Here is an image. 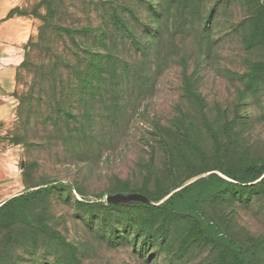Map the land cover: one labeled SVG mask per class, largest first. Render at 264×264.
Returning <instances> with one entry per match:
<instances>
[{
  "label": "rangeland",
  "instance_id": "obj_1",
  "mask_svg": "<svg viewBox=\"0 0 264 264\" xmlns=\"http://www.w3.org/2000/svg\"><path fill=\"white\" fill-rule=\"evenodd\" d=\"M11 1L30 31L14 72L15 113L0 125V160L13 174L0 184H9L4 199L52 187L26 208L27 222L0 226V264H230L229 239L264 264V184L240 183L251 181L248 166H264V0H159L151 62L126 72L122 93L104 98L110 110L96 102L102 111L89 140L74 121L62 134L45 124L55 102L72 105L67 96L33 98L24 127L26 100L18 120L17 98L34 79L26 56L49 0ZM62 1L70 27L99 30L107 11L128 30L121 32L134 33L138 0ZM53 21L62 26L59 16ZM189 185L178 201L188 212L136 206L158 205L164 192ZM208 222L217 237L206 235Z\"/></svg>",
  "mask_w": 264,
  "mask_h": 264
},
{
  "label": "trees",
  "instance_id": "obj_2",
  "mask_svg": "<svg viewBox=\"0 0 264 264\" xmlns=\"http://www.w3.org/2000/svg\"><path fill=\"white\" fill-rule=\"evenodd\" d=\"M158 1L138 0L140 12L138 17H134V33L126 36L121 31L128 30H126L127 28L121 30V26L124 24L113 14L114 12L109 13L105 10L106 15L103 18V26L99 30L96 28L89 29L84 24L70 27L64 17V12H62L63 1L49 0L46 3L47 15L40 19L41 25L38 29V39L29 46L31 57L28 54L24 64V67L26 66V68L31 70L34 79L28 88V92L25 94L21 93L17 98L19 102L18 120L23 118V114L25 115L23 107L26 104V100H29L31 104L23 118V126H29V121L35 114L33 98H41L42 100L46 98L55 101L67 96L71 99L72 105L66 104L62 107L58 102H55L56 106L53 109L57 111V114L54 117L48 115L45 124L49 123L50 127L54 128L55 133L62 134L66 123L74 121L76 128H81V131H83L81 134L83 138L89 140L92 130H94L93 127L98 124L96 116L102 111V108L96 102L102 99L103 107H106L104 98L110 97L111 94L120 95L122 93L120 87L125 83L126 72L133 70V65L141 61H145V63L151 62L148 49L151 47L153 28L155 26L156 29L155 24H157L155 13H158L161 8V5L157 4L159 3ZM102 9L104 8L101 7ZM13 11L9 12L7 18L13 17ZM57 16L61 19L62 26L58 23L59 20L57 22L53 21ZM56 36L62 38L57 41V43L59 42L62 45L58 48H55L56 43H54ZM155 37H159L157 31ZM94 47H101V51H104L105 54L93 53L92 49ZM121 47L124 48V51L120 50ZM30 60L31 63L29 64ZM32 60L37 61V63ZM127 61L128 64H125ZM20 82L22 85L21 77ZM76 100L79 101L78 104L75 103ZM79 104L83 105L78 106ZM110 108L106 107L107 110H110ZM48 109L52 110L50 107ZM74 111L82 112L87 121H80ZM44 117L42 118L43 122H45L43 120L45 119ZM85 127L86 131L89 132L88 134L84 131ZM148 127L156 137L160 140L164 139L161 137V130L155 127ZM73 133L75 132L69 134L73 137ZM246 173L251 176V181H241L240 183H249L259 179L258 182L250 186L256 188L264 184V166L250 165L246 168ZM24 185L27 189L31 188V185L25 182ZM34 187L37 189L11 198L0 206V226L16 221L27 222L26 208L46 195L52 186L40 187L38 185ZM191 188L189 185L173 192V190L178 189V186H176L156 199V202H158L169 196L160 204L155 206L137 204L136 206L149 209L158 215L188 212L190 207L185 208L178 201ZM203 230L209 237H217L219 233L218 226L210 222L206 224L205 228L203 227ZM227 243L230 264H254L255 252H251L250 249L252 247L249 249L245 248L236 240L230 239Z\"/></svg>",
  "mask_w": 264,
  "mask_h": 264
},
{
  "label": "crops",
  "instance_id": "obj_3",
  "mask_svg": "<svg viewBox=\"0 0 264 264\" xmlns=\"http://www.w3.org/2000/svg\"><path fill=\"white\" fill-rule=\"evenodd\" d=\"M11 0H0V125L13 118L16 100L13 97L15 88L14 72L19 62V49L25 44L30 26L21 18H7L13 8ZM13 176L12 167L0 160V182H6ZM9 188L8 183L0 184V206Z\"/></svg>",
  "mask_w": 264,
  "mask_h": 264
}]
</instances>
